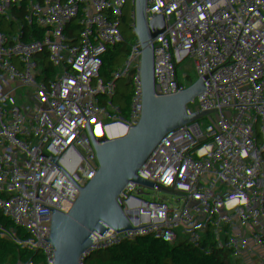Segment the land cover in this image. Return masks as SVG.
Here are the masks:
<instances>
[{
	"label": "built area",
	"instance_id": "obj_1",
	"mask_svg": "<svg viewBox=\"0 0 264 264\" xmlns=\"http://www.w3.org/2000/svg\"><path fill=\"white\" fill-rule=\"evenodd\" d=\"M38 1L53 7L55 29L70 48L77 49V29L102 42L98 81L121 95L120 103L102 109V151L118 146L121 153L107 168L110 216L114 226L138 222L143 216L141 206L133 208L134 195L146 191L159 220L145 234L152 240L143 235L141 241L159 242L156 250L163 252L123 264H264L258 252L241 261L248 242L264 243V49L208 46V76L201 74L203 54L191 59L193 69L174 59L169 81L159 80L152 92L157 69L148 74L139 51L116 31L114 0H0V41L18 8L35 12ZM21 56L8 44L0 61V190L10 201L3 209L0 203V264H42V255L49 264L70 255L82 263L97 239L91 111L83 100L67 117L58 108L42 111L24 102L49 73L22 64ZM134 104L141 116L131 119ZM81 136L90 170L58 211L62 179L78 172ZM28 153L33 158L27 162ZM87 202L84 245L77 248L69 228Z\"/></svg>",
	"mask_w": 264,
	"mask_h": 264
},
{
	"label": "trees",
	"instance_id": "obj_2",
	"mask_svg": "<svg viewBox=\"0 0 264 264\" xmlns=\"http://www.w3.org/2000/svg\"><path fill=\"white\" fill-rule=\"evenodd\" d=\"M114 2L116 31L122 34L127 45H133L139 51L147 73L153 68L157 69L158 78L149 84L152 92L159 80L164 83L169 81L168 75L173 74L175 70L174 59L183 61L193 69L191 59L194 55L203 54L208 46L218 43H231L233 52L241 48L258 51L264 49V0H114ZM156 56L162 60H156ZM202 63V76L211 75L213 66L206 61L204 54ZM15 79L17 81L23 79L22 70ZM171 80L174 82L173 78ZM82 153L83 145L79 142L76 150L78 172L62 179L54 204L58 211H63L66 203L77 194L84 176L90 170L89 165L82 159ZM32 158L33 155L29 153L25 156L27 162ZM28 171L29 169H24V172ZM9 202L0 190L1 208H6ZM87 206L88 202L73 216L69 228V232L76 239L77 248L84 245ZM140 209L144 210L145 214L150 212L144 205H141ZM250 254L245 250L241 255V261Z\"/></svg>",
	"mask_w": 264,
	"mask_h": 264
},
{
	"label": "crops",
	"instance_id": "obj_3",
	"mask_svg": "<svg viewBox=\"0 0 264 264\" xmlns=\"http://www.w3.org/2000/svg\"><path fill=\"white\" fill-rule=\"evenodd\" d=\"M7 34L44 63L101 97L104 101L101 109L108 103L121 102L120 94L113 95L109 85H103L98 81L99 60L106 55L102 42L94 39L86 31L77 29V49L70 48L55 29L51 5L38 1L35 12H29L23 7L18 8L15 17L9 23ZM4 43L5 47H1L0 43V61L7 52L8 43ZM21 61L24 65L33 64L40 67L32 56L23 52ZM127 87H130L129 84ZM80 100L81 98L74 92L50 75L45 83L23 97L24 102L33 104L42 111L58 108L65 117L77 111ZM129 116L131 119L134 116H141L136 105ZM260 217L264 223V211L260 213ZM253 244L259 248V252H256L264 253V248L261 247L263 243L253 241Z\"/></svg>",
	"mask_w": 264,
	"mask_h": 264
},
{
	"label": "water",
	"instance_id": "obj_4",
	"mask_svg": "<svg viewBox=\"0 0 264 264\" xmlns=\"http://www.w3.org/2000/svg\"><path fill=\"white\" fill-rule=\"evenodd\" d=\"M1 39L10 45L21 49L24 54L32 56L41 68L61 84L74 92L81 100L85 101L91 111L92 131H91V158L90 165L97 179L95 211L97 220V239L95 250L89 258L79 264H123L141 255L150 253L160 245L159 242H149L142 244L141 238L150 228L155 226L159 220L157 210H151L138 222L125 225L114 226L108 205V174L107 168L119 162L121 153L118 146H112L108 150L102 151V109L96 100V95L92 90H87L79 86L70 78L56 71L40 60L37 56L29 52L22 44L17 43L8 34L1 35ZM196 68L202 69L200 63ZM42 264H49L44 255L41 256Z\"/></svg>",
	"mask_w": 264,
	"mask_h": 264
},
{
	"label": "rangeland",
	"instance_id": "obj_5",
	"mask_svg": "<svg viewBox=\"0 0 264 264\" xmlns=\"http://www.w3.org/2000/svg\"><path fill=\"white\" fill-rule=\"evenodd\" d=\"M0 43H1V47H2V46L5 47V43H4V42L0 41ZM84 143H85V137H84V136H81V137H80V144H81V145H84ZM83 161H84V160H83ZM84 162H85V161H84ZM141 205L146 206L147 209H148V211H151V205H150V202H149V200H148V198H147L146 191H144V190H139V191L134 195V199H133V208H134L135 210H136V207L141 206ZM140 212H141V214H142L143 217L146 215V214L144 213V210H143V211L140 210ZM76 214H78L77 211L73 214V216H75ZM145 237H146L149 241L152 240V238H151V236H150L149 234H148V235H145ZM261 247L264 248V243L261 245ZM245 248H246L245 250H246L247 252H249V253H254V252H256V251L259 252V248H258L256 245H254L253 242H248ZM160 249H161V248H158V250L153 249L152 251H153L155 254H157V255H158V254H159V255H162L163 252H162ZM47 259H48V256H47ZM63 259H64V258H63ZM57 264H61V263L58 262Z\"/></svg>",
	"mask_w": 264,
	"mask_h": 264
},
{
	"label": "bare ground",
	"instance_id": "obj_6",
	"mask_svg": "<svg viewBox=\"0 0 264 264\" xmlns=\"http://www.w3.org/2000/svg\"><path fill=\"white\" fill-rule=\"evenodd\" d=\"M79 261V258L73 255L64 257V259L61 260L62 264H79Z\"/></svg>",
	"mask_w": 264,
	"mask_h": 264
}]
</instances>
